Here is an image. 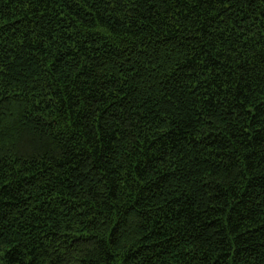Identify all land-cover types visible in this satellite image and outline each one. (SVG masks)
<instances>
[{"label":"trees","instance_id":"16d2710c","mask_svg":"<svg viewBox=\"0 0 264 264\" xmlns=\"http://www.w3.org/2000/svg\"><path fill=\"white\" fill-rule=\"evenodd\" d=\"M0 264H264V0H0Z\"/></svg>","mask_w":264,"mask_h":264}]
</instances>
